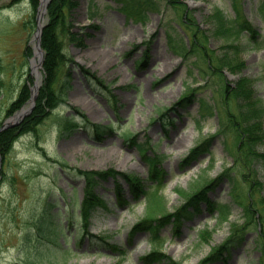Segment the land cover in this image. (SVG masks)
Returning a JSON list of instances; mask_svg holds the SVG:
<instances>
[{"label":"rangeland","instance_id":"1","mask_svg":"<svg viewBox=\"0 0 264 264\" xmlns=\"http://www.w3.org/2000/svg\"><path fill=\"white\" fill-rule=\"evenodd\" d=\"M78 1L80 8L75 15L74 31L82 33L83 46L65 39V53L104 80L112 93L84 78L77 66L70 63L72 76L67 103L38 131L20 136L8 159H2L0 264H146L142 258L155 248L178 264H202L230 238L235 222H245L244 209L234 200L227 180L212 189L209 197L230 207L228 221L200 204L201 212L182 220L179 233L175 232L176 222L166 223L158 232V241L151 240L150 232L132 237L131 230L155 210L149 202L173 213L188 199V193L226 170H230L236 192L243 198L254 179L249 174L250 168L256 170L263 187L251 199L255 208H264L261 203L264 159L256 160L250 168L235 163L236 140L228 126H223V122L229 125V119L221 111L227 107L238 114L236 100L226 103L228 96L222 94L223 80L209 70L206 59L195 56L185 59L171 48L175 43L190 42L188 27L193 26L194 20L210 38L208 49L222 56L227 41L212 33L210 17L220 10L227 19L233 20L236 17L233 1L181 0L188 3L192 13V20L186 25L167 0H155L160 10L150 11L144 24L126 18L129 13L122 8L118 12L123 15L115 12L121 5L112 0ZM239 5L242 18L253 25L257 35L249 31L231 40L243 48L240 57L245 66L239 75L224 72L230 83L235 84L243 77L249 79L256 91L254 97L264 105V0H239ZM31 14L29 0H0V126L10 118L7 109L23 84L29 82L31 86L38 80L31 70L34 54L28 59L26 51L33 47L36 30L35 22L33 26L24 25ZM66 71L67 67L62 70L61 78ZM40 72L43 78L42 69ZM192 91L195 97L191 104L167 111L181 96ZM68 104L83 112L91 122L112 127L111 133L93 139L83 128V119L78 115L76 118L75 111L67 108ZM209 106L214 109L210 110ZM70 116H74L79 127L61 132L60 120ZM232 116L230 119L236 120L233 113ZM262 123L264 130V119ZM219 130L221 133L215 136L209 152L194 167L182 168L189 151ZM130 134L137 135L148 157H159L158 163L165 171L161 191L149 179L150 165L138 148L125 142ZM184 135L190 136L188 141H191L185 147L182 146ZM256 150L264 154V141ZM57 161L65 162L69 168H62ZM110 168L138 175L148 190L153 185L149 201L143 197L126 206L125 200H131V195L128 186L122 183L124 206L118 204L119 207L115 193L117 182L105 179L96 187V192L105 199L107 207L96 210L86 230L80 215L85 182L78 170L100 172ZM52 213L60 215L54 217ZM159 215L156 211L155 217ZM50 220L56 222L53 237L43 231ZM110 246L124 252L119 253L120 250ZM211 264H264V227L253 224L245 242L232 248L227 262L220 260Z\"/></svg>","mask_w":264,"mask_h":264},{"label":"trees","instance_id":"2","mask_svg":"<svg viewBox=\"0 0 264 264\" xmlns=\"http://www.w3.org/2000/svg\"><path fill=\"white\" fill-rule=\"evenodd\" d=\"M117 1L123 2L125 4L126 10L129 12V14H127L128 16H132L135 20L142 23L146 21L148 17V11L154 10L156 7V4L151 0ZM30 3L33 9L32 20H34L35 11L39 5V0H30ZM176 3L184 6L179 2ZM78 7L79 2L77 0H52L48 7L49 21L42 34V48L45 51V60L43 64L45 73L44 83L40 89L35 109L31 113V115L28 116L19 127L9 129L0 134V154L5 158L11 153L13 144L20 135L35 132L38 126H40L50 116L52 111L56 107H58L59 103L65 101L64 97H66L69 80H67L65 83H61V74L63 68H65L70 62H73V59L68 58V55L65 53L63 39L68 38L71 42L81 43V37L79 36V33L73 31V29L75 28L73 13ZM236 14H239L238 11H236ZM214 19L216 21L215 34L224 36L226 38H231L234 32L236 34H239L245 29H251V26H249L247 22L238 24L231 29V27L228 26L229 22L225 19L221 11L215 12ZM32 20L30 22H32ZM193 45V48L195 50H198V46L196 45V43H193ZM227 45V52L233 51L234 55L232 56L229 53H225L222 59L221 57H218V61L221 64V67H227L233 72H235L236 70L240 71L244 66V61L238 56L240 48L236 45ZM186 52L187 49L184 46L183 56L185 57L188 55L186 54ZM203 52L205 53V49L203 50ZM81 71L86 77H91L92 79L97 80L100 84H104L103 81L98 79L96 75L91 73L90 71H87L85 69H81ZM70 75L71 72L68 71L67 78H69ZM248 84L249 81L247 79H241V81L237 84L236 89L233 91V95L237 97V100L246 102L239 105L241 111V119L237 120L238 122L235 121L236 124L234 125V132L238 139V145L240 147L239 152H242L243 154V161H252L264 157V154H260L256 150V145L260 143L264 138V131L262 129L261 122L256 120L264 114V109L262 107H257L254 104V101H252V90ZM227 86L226 87L228 91H230L231 88L229 89V85ZM29 98L30 89L27 85H24L20 90L16 101H14L7 109L8 116L14 114L17 110H19L29 100ZM72 127H75V124L66 123L64 125V128L66 129ZM92 130L95 135H99L100 133L104 134L107 132L104 127L96 124H92ZM129 141L130 144L133 145L135 144L136 138L132 137L129 139ZM208 146L209 141L204 142L202 145L191 152L188 160L194 161L195 159H197L200 154L207 150ZM152 171L155 176H159L161 173L157 167H154ZM253 172L256 174L255 171ZM82 173L86 178L87 188L86 199L84 200L81 209L84 220L88 221L95 208L103 204V201L101 202V200L97 198L93 192L95 184L98 182V180L104 179L107 176H114L117 174H115L112 170H108L107 172ZM122 176L126 179L127 183L131 187L135 199H139L146 193L142 182L139 179L125 174H123ZM255 185L256 186H253L252 188H261L259 187L261 185L260 182H256ZM207 190L208 188L197 193L191 199L190 203L182 208V211H186L188 206L193 205L194 203H199L202 200H205L210 208H215V204L207 199ZM246 213L247 215L252 214L251 209L248 207V205L246 206ZM150 228L151 223L145 221L138 224L134 228V232L145 231L149 230ZM235 228H237V226ZM240 231L241 229L237 228L235 230V235H239ZM230 241H232V239ZM227 249L228 244L219 247L212 253V255L206 260V262L208 263L209 261H217L221 259ZM162 257L165 256L161 253H153L150 255V257L146 258V260L154 261Z\"/></svg>","mask_w":264,"mask_h":264},{"label":"water","instance_id":"3","mask_svg":"<svg viewBox=\"0 0 264 264\" xmlns=\"http://www.w3.org/2000/svg\"><path fill=\"white\" fill-rule=\"evenodd\" d=\"M49 1L50 0H42L41 1L40 9L43 6V10L40 11V9H39V14L37 17V31L35 33V40L38 42V44L36 46L37 49L41 48V35H42L43 28H44V25H41L40 20L43 17L44 13L47 11ZM41 61H43V58ZM36 97H37V87H35V89H33V91H32V99H34V101H35ZM33 105H34V102H33ZM30 111L31 110H28V111H25L23 114L17 115L16 119H15V121H16L15 124H11V122H6L2 126V128L0 129V132L6 130L9 127H12L13 125H18L19 121L22 120L25 116H27L30 113Z\"/></svg>","mask_w":264,"mask_h":264},{"label":"bare ground","instance_id":"4","mask_svg":"<svg viewBox=\"0 0 264 264\" xmlns=\"http://www.w3.org/2000/svg\"><path fill=\"white\" fill-rule=\"evenodd\" d=\"M40 56H41L40 53L37 52L36 53V57L33 59L34 72L38 75L37 85H39L41 83V74H40V67L41 66H40L39 61H38ZM183 139H184V141H183V145L182 146L185 147L188 142H189L188 144L191 143V141H188L190 139V136L188 137L187 135H184Z\"/></svg>","mask_w":264,"mask_h":264}]
</instances>
